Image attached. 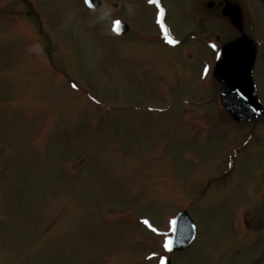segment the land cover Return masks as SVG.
Wrapping results in <instances>:
<instances>
[{
  "label": "rangeland",
  "instance_id": "obj_1",
  "mask_svg": "<svg viewBox=\"0 0 264 264\" xmlns=\"http://www.w3.org/2000/svg\"><path fill=\"white\" fill-rule=\"evenodd\" d=\"M205 1L0 0V264H264V116L218 102L232 30ZM253 80L264 107L263 53Z\"/></svg>",
  "mask_w": 264,
  "mask_h": 264
},
{
  "label": "water",
  "instance_id": "obj_2",
  "mask_svg": "<svg viewBox=\"0 0 264 264\" xmlns=\"http://www.w3.org/2000/svg\"><path fill=\"white\" fill-rule=\"evenodd\" d=\"M92 7H97L100 5V0H88L87 2ZM232 5L226 6V12L228 14H232ZM123 30L126 29L125 25H122ZM232 44H228V48L231 49ZM222 63H225L224 59ZM224 87L221 93L222 102L229 106L231 103H237L240 105V115L244 119H250L252 117L257 116L260 113L261 107L260 104L256 102L251 96L247 97V100L242 96L232 97L231 88L235 85V81L233 77L230 75V70L225 71L224 78ZM235 100V102H234ZM194 226L192 220L189 218L186 212H182L179 214L173 222L172 226V237L170 241V246L174 250L184 249L186 246L190 244L194 237ZM165 264H170L169 261L165 262Z\"/></svg>",
  "mask_w": 264,
  "mask_h": 264
},
{
  "label": "flooded vegetation",
  "instance_id": "obj_3",
  "mask_svg": "<svg viewBox=\"0 0 264 264\" xmlns=\"http://www.w3.org/2000/svg\"><path fill=\"white\" fill-rule=\"evenodd\" d=\"M212 1H213V3H212V7L211 8H215L216 10H218V12H221L222 11L225 3L227 2L226 0H212ZM262 4H264V1L262 2ZM232 20H233L232 22L234 24H231V30H232L231 31V34H232L231 39H235L236 37H238V29L236 28L238 25H235V24L238 23L237 14H235V16L232 18ZM245 23H246L245 22V18H244L243 14H242V17H241V26L243 28V31L247 35L252 36L253 35L252 30L250 28H248V26H245ZM257 44H258L257 55L258 54L261 55V53H263V55H264V51H263V49H264V43H263V40H259L257 42Z\"/></svg>",
  "mask_w": 264,
  "mask_h": 264
},
{
  "label": "snow or ice",
  "instance_id": "obj_4",
  "mask_svg": "<svg viewBox=\"0 0 264 264\" xmlns=\"http://www.w3.org/2000/svg\"><path fill=\"white\" fill-rule=\"evenodd\" d=\"M86 2H88V0H86ZM150 2L155 4V3H157V0H150ZM161 15H162V10H161ZM157 22L160 23L162 30L165 31V36H166V39L168 40V42L169 43H175V41L170 36H167V31H166V29H164L163 23L159 19V17H158V21ZM118 23L119 22H116L117 25H118ZM143 223L145 225H147L148 227L152 228V225L150 224V222L147 219H144ZM152 230L153 231H157L155 228H152ZM164 247L165 248H169L170 247V242L166 240L165 243H164ZM161 264H163V261H161Z\"/></svg>",
  "mask_w": 264,
  "mask_h": 264
}]
</instances>
